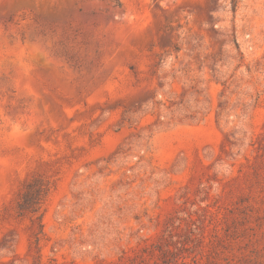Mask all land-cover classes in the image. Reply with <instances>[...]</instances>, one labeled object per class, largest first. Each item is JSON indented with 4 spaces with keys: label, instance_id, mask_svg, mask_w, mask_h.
I'll list each match as a JSON object with an SVG mask.
<instances>
[{
    "label": "rangeland",
    "instance_id": "rangeland-1",
    "mask_svg": "<svg viewBox=\"0 0 264 264\" xmlns=\"http://www.w3.org/2000/svg\"><path fill=\"white\" fill-rule=\"evenodd\" d=\"M0 264H264V0H0Z\"/></svg>",
    "mask_w": 264,
    "mask_h": 264
},
{
    "label": "trees",
    "instance_id": "trees-1",
    "mask_svg": "<svg viewBox=\"0 0 264 264\" xmlns=\"http://www.w3.org/2000/svg\"><path fill=\"white\" fill-rule=\"evenodd\" d=\"M28 189L21 194L18 202V217L27 218L30 221V233L34 244L38 247L45 238L42 204L48 193L45 186L32 187L31 183L25 186Z\"/></svg>",
    "mask_w": 264,
    "mask_h": 264
},
{
    "label": "bare ground",
    "instance_id": "bare-ground-1",
    "mask_svg": "<svg viewBox=\"0 0 264 264\" xmlns=\"http://www.w3.org/2000/svg\"><path fill=\"white\" fill-rule=\"evenodd\" d=\"M21 82H22V80H21ZM18 83L19 84V86H20V88H22V89H25V85H24V82H22V83ZM26 83V82H25ZM13 85H14V83H13ZM27 88V87H26ZM24 91H28L27 89L26 90H24ZM24 91H21L22 93L24 92ZM25 93V92H24Z\"/></svg>",
    "mask_w": 264,
    "mask_h": 264
}]
</instances>
